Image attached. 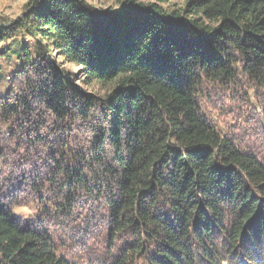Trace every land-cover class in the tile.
Listing matches in <instances>:
<instances>
[{
    "label": "trees",
    "instance_id": "16d2710c",
    "mask_svg": "<svg viewBox=\"0 0 264 264\" xmlns=\"http://www.w3.org/2000/svg\"><path fill=\"white\" fill-rule=\"evenodd\" d=\"M34 5L24 19L0 25V43L15 28L46 40L35 48L40 61L24 44L1 52L31 68L22 73L24 91L13 84L19 94L0 97V156L6 158L2 149L12 141L27 150L50 147L45 153L53 160L66 148V168L58 166L66 185L73 189L74 179L83 186L91 173L114 238L126 237L112 242L111 264H216L214 227L229 237L231 253L242 236L260 253L245 256L264 264V163L224 137L198 100L208 82L233 85L240 71L264 87V0H187L172 10L129 1L115 12L82 0ZM50 46L81 66L85 81L106 85L104 97L81 90ZM100 106L104 130L92 122ZM69 119L82 131L101 128L92 147L78 145L90 149L86 156L69 148L65 133L58 147L46 139L49 124L62 132ZM70 156L81 166L71 168ZM0 264H70L48 235L15 222L1 188Z\"/></svg>",
    "mask_w": 264,
    "mask_h": 264
},
{
    "label": "rangeland",
    "instance_id": "374dc122",
    "mask_svg": "<svg viewBox=\"0 0 264 264\" xmlns=\"http://www.w3.org/2000/svg\"><path fill=\"white\" fill-rule=\"evenodd\" d=\"M82 1L90 9L110 12L121 10L123 4L129 1L145 4L156 3L166 10L184 7L187 2V0ZM34 4L35 0H0V25L12 26L20 19H24L26 14L33 10ZM13 32L12 38L0 43V97L3 100L19 94V90L13 93V84L21 87L22 91L25 90L28 77H23L22 73H28L31 67L25 65L16 55L3 56L1 52L8 48H18L24 44L30 46L36 59L40 61L35 53L40 36L32 37L24 28H15ZM40 40L46 42L45 39ZM48 53L56 58L57 66L61 70L64 68L66 72L74 74L76 85L81 90L104 97L108 88L106 85L85 81L82 67L67 61L60 49L50 46ZM205 87L206 89L198 98L203 116L224 137L231 139L241 150L264 163V87L250 81L241 71L233 85L208 82ZM100 110L101 106L92 122L97 123L98 119L104 130L103 126H106L107 122L103 119ZM66 124V129L62 132L55 123L49 124L47 128L53 127L49 129L50 133L46 135V139H53L54 146L58 147L57 136L59 133H65L63 137L72 140L69 148L75 151V154L82 152L86 156L91 153L90 149L79 148L78 145L92 147L99 140L101 128L100 131L97 128L82 131L70 119ZM7 133L4 132L5 136ZM26 134L29 135L26 131L22 133L20 131L19 137L23 138ZM39 134L38 136H41L43 132ZM11 141L12 139L7 140V142ZM12 142L13 146L7 144L2 149L6 158L3 159L0 156V188L1 198L8 208H11L15 222L48 235L57 255L66 259L70 264H111L113 253L117 252L112 247V242L120 245L126 237L114 238L105 198L96 194L98 185L91 173L85 172L89 175L83 186L74 183L75 180L72 179L70 185H76L72 189L66 185L68 183L66 176L60 175L63 173L59 169L60 167L66 168L65 163L69 156L66 148L63 150L64 154L55 156L56 160H53L49 154L45 153L50 147L45 150L41 147L27 150L23 149L19 143H15L16 141ZM79 160V158L70 156L68 161L70 167L81 166ZM54 164L60 167L56 168ZM105 183L107 182L104 181ZM70 190L72 191L71 196ZM232 223L228 220L224 227L230 229ZM246 233L250 234L248 230ZM241 239L242 236L239 238L240 243L231 253L233 247L229 237L214 227L211 252L216 264H257L253 262V259L245 256V252H249L250 248L247 244L241 243ZM253 248L254 246L251 245L250 252H256L260 256V253L253 251ZM261 253L264 256V248ZM240 254L242 258H238Z\"/></svg>",
    "mask_w": 264,
    "mask_h": 264
}]
</instances>
